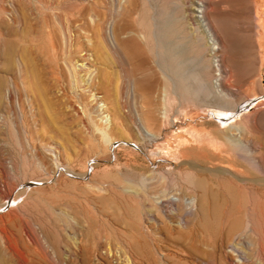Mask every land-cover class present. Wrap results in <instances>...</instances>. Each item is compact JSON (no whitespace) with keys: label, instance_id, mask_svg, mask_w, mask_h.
<instances>
[{"label":"rangeland","instance_id":"rangeland-1","mask_svg":"<svg viewBox=\"0 0 264 264\" xmlns=\"http://www.w3.org/2000/svg\"><path fill=\"white\" fill-rule=\"evenodd\" d=\"M223 1L0 0V264H264V78L160 67L198 3L252 24Z\"/></svg>","mask_w":264,"mask_h":264},{"label":"crops","instance_id":"crops-1","mask_svg":"<svg viewBox=\"0 0 264 264\" xmlns=\"http://www.w3.org/2000/svg\"><path fill=\"white\" fill-rule=\"evenodd\" d=\"M220 3L224 6L231 5L223 0H220ZM250 8L252 16L250 26L239 23V21L233 22L232 25L224 21L215 30L208 25V29L210 28L209 30L216 38L220 60L224 62L222 68L224 66L227 76H247V73L242 71L247 68L248 63H253L251 65L256 68L254 75L264 78V0H253ZM185 32L190 36L188 40L191 45L189 54L192 53V56H188L186 43L182 44L183 46L178 43L180 35L177 25H175L174 38L163 42V33L160 36L162 51L160 52V67L163 68V65L165 69L169 67V75L174 72L173 75L184 77L213 76L210 58L212 50L206 30L196 24L194 28L186 25ZM163 44L166 50L164 54ZM178 61H180V66ZM190 88L192 87L190 86Z\"/></svg>","mask_w":264,"mask_h":264},{"label":"bare ground","instance_id":"bare-ground-1","mask_svg":"<svg viewBox=\"0 0 264 264\" xmlns=\"http://www.w3.org/2000/svg\"><path fill=\"white\" fill-rule=\"evenodd\" d=\"M198 7H197V9H195L196 10V13H195V17H196V19H197V22L200 24V26L204 29V30H206V34L208 35V38L210 39V41H209V43H211V45H212V47H213V49H214V51L216 50L217 51V49H218V44H217V42H216V38L214 37V35H213V33H212V31L211 30H209L208 29V24H207V21H206V19H205V15H204V12H205V9H204V6H203V3L201 4V3H198V5H197ZM206 14V13H205ZM205 32V31H204ZM135 43V42H134ZM215 62V61H214ZM218 62V61H217ZM216 65V64H215ZM78 66H81V65H78ZM218 68H219V66H218ZM217 68V69H218ZM222 72V71H221ZM221 72H219L218 71V73H217V76L218 77H220L221 76ZM223 75V74H222ZM218 81H219V79H218ZM218 81L216 80V88H218L219 87V85L220 84H218ZM221 88V87H220ZM217 91H219V88H218V90ZM101 107H103V108H105V105H102ZM106 109V108H105ZM87 115V114H86ZM88 117V116H87ZM104 119H105V121H104V123H105V125L107 124H109V119H108V116H105V117H103ZM96 130V132L98 133L99 132V134H100V136L102 137V139H104L105 141L106 140H108V133L106 132V130H104V127L101 129V128H96L95 129ZM143 133L145 134V136H147V137H152V134L148 131V130H143ZM98 134V135H99ZM238 137V136H237ZM236 137V138H237ZM228 140L230 141V142H235V140H233L232 138L230 139V138H228ZM240 140V139H239ZM103 141H101V143H102ZM237 142V141H236ZM106 144V143H105ZM99 145V144H98ZM254 148V147H253ZM250 153V152H249ZM258 159V158H257ZM194 185L200 190V191H202V193H201V197H202V199L204 198H206V197H208V196H206L207 195V192L205 191V186H204V184L202 183V182H197V183H194ZM174 198H172V200H173ZM196 198H194V197H191V198H188L185 202L189 205H187L188 207H186V210H187V214H188V212H191V213H193V211H194V208H193V206H194V201H196L195 200ZM163 201V200H162ZM175 204L176 203H178V199H176L175 198ZM162 203V202H161ZM160 203H158V201L156 202V205H158V207H161L162 206V204L161 205H159ZM196 204H197V202H196ZM256 212V211H255ZM190 213V214H191ZM262 213V212H261ZM173 223V222H172ZM175 223V222H174ZM169 224V223H168ZM175 224H177V223H175ZM179 226H183V225H181L180 223H178V227ZM175 227V226H174ZM127 261H129V260H127ZM129 264H130V261H129Z\"/></svg>","mask_w":264,"mask_h":264},{"label":"built area","instance_id":"built-area-1","mask_svg":"<svg viewBox=\"0 0 264 264\" xmlns=\"http://www.w3.org/2000/svg\"><path fill=\"white\" fill-rule=\"evenodd\" d=\"M175 199L170 200V201H166L164 202V206L162 207L165 208L166 206L170 205V206H174L175 205ZM147 222L145 223V227L147 226V228H151L154 226V218L152 216H147L146 218ZM177 223H182V222H177ZM151 225V226H150ZM102 254L107 257L108 259H110V262L112 264H128L127 259L130 260V264H133L132 258L130 257L129 253H127L126 251H124L123 248H121L120 246H108V247H104L102 250ZM164 256V255H162ZM162 264H167L165 260H161Z\"/></svg>","mask_w":264,"mask_h":264}]
</instances>
